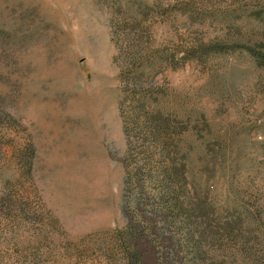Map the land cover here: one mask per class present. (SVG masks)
Masks as SVG:
<instances>
[{
	"label": "rangeland",
	"instance_id": "374dc122",
	"mask_svg": "<svg viewBox=\"0 0 264 264\" xmlns=\"http://www.w3.org/2000/svg\"><path fill=\"white\" fill-rule=\"evenodd\" d=\"M244 45L264 54V0H0V264H264V67ZM143 91L181 144L189 220L136 180Z\"/></svg>",
	"mask_w": 264,
	"mask_h": 264
},
{
	"label": "trees",
	"instance_id": "16d2710c",
	"mask_svg": "<svg viewBox=\"0 0 264 264\" xmlns=\"http://www.w3.org/2000/svg\"><path fill=\"white\" fill-rule=\"evenodd\" d=\"M242 47L256 58L260 66L264 67L263 53L247 45ZM222 48L223 45L221 44L215 45L216 51H221ZM135 84H137V82H135ZM143 92L145 94L140 92L137 93L139 98L138 100L136 99L133 104L132 110L135 115L132 122L135 121L136 124L143 123L144 125L145 121L150 123L149 127H147V134L149 133L152 137L151 140L153 141L154 149L151 154L150 151L147 150L148 155L144 158L145 160L143 163L146 167L143 166V169H141L142 167L140 168L141 171H139V174H142V177L136 176V180L142 183L144 181L146 183V180L151 181V183L155 185V196L157 199L161 200L165 205L171 203L172 205L178 206L179 215L185 216L189 220L193 215L189 210V204L191 205V203L187 200L188 197H191L189 196L191 180L185 163L178 157L181 151V144H178L175 136L167 132L170 128L169 117L165 115L161 104L153 100L149 91H147L148 93L145 91ZM156 129L160 132L165 131L167 134L164 138L161 137L160 134L158 136L156 134ZM154 161H157V164H154ZM185 205L187 206L185 207ZM226 224L230 225V223ZM192 250L195 251V253L200 252L201 245L194 241ZM133 252L136 257L133 254L130 255V258H134L136 264H142L139 254L137 255L138 252L135 250Z\"/></svg>",
	"mask_w": 264,
	"mask_h": 264
}]
</instances>
